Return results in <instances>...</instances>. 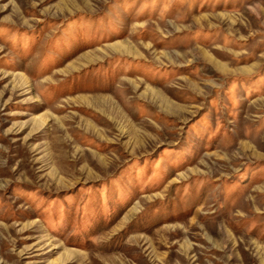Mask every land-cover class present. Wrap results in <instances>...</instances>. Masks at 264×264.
Instances as JSON below:
<instances>
[{
  "label": "rangeland",
  "instance_id": "obj_1",
  "mask_svg": "<svg viewBox=\"0 0 264 264\" xmlns=\"http://www.w3.org/2000/svg\"><path fill=\"white\" fill-rule=\"evenodd\" d=\"M0 264H264V0H0Z\"/></svg>",
  "mask_w": 264,
  "mask_h": 264
}]
</instances>
